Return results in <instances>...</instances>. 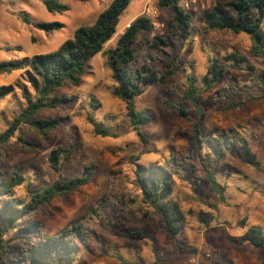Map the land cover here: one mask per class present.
I'll use <instances>...</instances> for the list:
<instances>
[{
    "label": "rangeland",
    "instance_id": "1",
    "mask_svg": "<svg viewBox=\"0 0 264 264\" xmlns=\"http://www.w3.org/2000/svg\"><path fill=\"white\" fill-rule=\"evenodd\" d=\"M44 0H0V62L26 60L33 55L56 51L74 31L91 25L98 14L112 0H58L68 7L62 14L46 11ZM213 0H179L180 6L192 15L193 31L182 43L168 37L167 27L171 13L158 5V0H135L120 16L117 33L105 45L103 53L91 59L81 84L68 83L56 96L63 99L61 107L41 113L39 118H57L61 124L43 142L33 131L23 128L24 138L38 143L36 152H24L10 140L3 154L9 157L1 165L4 176L18 170L23 184L15 196L27 199L28 185L40 188L52 184L57 176L48 165L49 152L58 147L75 146L74 156L64 163L63 180L85 173L92 166L88 185L71 195L55 198L39 209L30 219L37 225L42 238L59 235L67 228L81 224L88 240L81 246L78 264H264V246L253 247L241 242L252 229L264 231V100L236 110H225L224 93L230 99L244 100L246 94L258 95L251 82L258 73H264V61L249 59L253 71L232 68L228 56L237 52L247 56L251 41L246 34L227 31L204 34L200 15L209 9ZM32 22L61 25L60 29L42 32L25 24L22 17ZM146 17L154 26L152 32L140 35L141 41L154 36L168 39L169 45L155 54L148 63L150 71L164 73L168 68L175 75L165 83L144 87L135 107L151 118L139 131L147 138L142 143L125 114L124 104L114 94L112 74L107 66V54L114 50L118 37L138 17ZM264 30V21L262 23ZM146 51V44L140 49ZM219 59L225 75L213 88L202 92L196 105L183 101L191 120L167 108L163 101H182L187 76L193 75L201 89L208 60ZM0 86H11L13 92L0 102V133L26 106L22 90L36 99L25 71L0 75ZM242 88L245 92H240ZM92 116L116 138L95 136L86 118ZM193 122L202 133V147L197 152L191 137ZM233 132L231 150L215 170L216 180L225 185L221 195L214 191L206 178L199 158L206 151L205 140L220 133ZM254 155L260 168L248 165L243 146ZM200 155V156H199ZM162 165L172 176L173 192L170 198L178 203L185 216V226L175 237L169 236L163 222L142 202L137 187L136 171ZM145 173V171H141ZM210 215L204 225L200 214ZM22 244H14L5 253V259L21 257Z\"/></svg>",
    "mask_w": 264,
    "mask_h": 264
},
{
    "label": "trees",
    "instance_id": "2",
    "mask_svg": "<svg viewBox=\"0 0 264 264\" xmlns=\"http://www.w3.org/2000/svg\"><path fill=\"white\" fill-rule=\"evenodd\" d=\"M81 3L86 0H77ZM135 0H112L109 5L98 14L95 21L89 26L77 28L72 38L64 41L59 48L48 54L33 55L26 60H10L0 62V75H10L16 71H25L30 87L36 94L31 99L26 89L22 90V97L26 106L12 119L7 128L0 133V264H78L80 248L88 240L86 230L81 224L73 225L59 235L42 238L38 226L31 223L39 209L51 203L55 198L71 195L81 187L90 183L93 167L86 166L85 173L67 180H63L62 170L64 163L74 156L75 146L58 147L48 154V165L56 174V180L49 186L32 188L28 185L27 199L15 196L16 189L23 184V178L18 170H12L4 176L2 163L9 154H3L10 140L16 137L17 144L24 152H36L40 145L24 138L23 128L33 131L43 142H47L50 134L58 129L61 122L57 118L42 119L41 113H49L63 104V99L56 96L57 92L66 83L78 87L84 76L86 67L91 59L103 53L105 45L117 33L120 16ZM43 5L50 14H62L68 7L58 0H44ZM158 5L171 13L168 22V37L186 42L188 35L193 31L192 15L185 11L179 0H158ZM25 24L31 25L42 32L57 31L61 25L56 22H32L27 16L22 17ZM264 0H213L211 7L200 15L202 31L208 35L210 32L227 31L235 35L249 36L251 46L247 56L231 52L228 56L233 61L232 68L253 71L249 59L264 61ZM154 30L153 23L146 17L134 19L124 32L118 37L114 50L107 54V66L114 82V96L125 107V114L130 126L139 140L147 144L146 136L139 131L147 126L151 118L136 110V99L144 92V87L165 83L176 73L168 68L164 73L150 71L148 63L155 60V54L169 45L167 38L154 36L152 40L141 41L140 35ZM146 44V51L142 54L140 49ZM225 70L219 66V59L208 60L206 74L201 80V89L196 85L193 75L187 76L186 88L182 92V101L172 103L164 100V105L175 113L191 120L184 109L183 101L194 105L198 103L199 96L220 83ZM251 82L258 89H264V73H258ZM240 92H245L242 88ZM13 92L11 86H0V102ZM225 110H236L248 104L264 100V93L258 95L246 94L244 100L230 99L229 95H222ZM86 121L92 125L95 136L102 138H116L117 135L95 122L92 116ZM202 133L197 122H193L191 137L197 152L202 147ZM233 132L220 133L215 138L205 140L206 151L199 158V164L214 191L223 194L225 185H220L215 177V170L231 150L230 139ZM244 156L248 165L259 169L255 155L244 145ZM136 171V185L141 191L142 202L149 206L153 213L161 219L166 233L177 236L185 226V216L178 203L170 198L173 192V181L170 173L164 166H152ZM210 215L200 214L199 221L206 224ZM241 242L249 243L253 247L264 246V231L252 229L241 238ZM14 244H22L20 258L5 259L8 248ZM78 244H81L79 246Z\"/></svg>",
    "mask_w": 264,
    "mask_h": 264
}]
</instances>
